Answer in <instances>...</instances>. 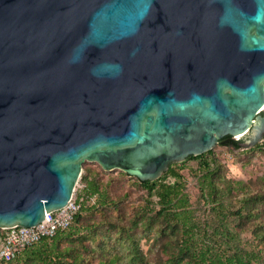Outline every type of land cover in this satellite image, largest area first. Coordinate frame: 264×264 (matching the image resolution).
Segmentation results:
<instances>
[{
  "label": "water",
  "instance_id": "obj_1",
  "mask_svg": "<svg viewBox=\"0 0 264 264\" xmlns=\"http://www.w3.org/2000/svg\"><path fill=\"white\" fill-rule=\"evenodd\" d=\"M226 136L264 140V0H0V230Z\"/></svg>",
  "mask_w": 264,
  "mask_h": 264
},
{
  "label": "rangeland",
  "instance_id": "obj_2",
  "mask_svg": "<svg viewBox=\"0 0 264 264\" xmlns=\"http://www.w3.org/2000/svg\"><path fill=\"white\" fill-rule=\"evenodd\" d=\"M263 142L239 151L218 145L213 149L219 166L215 177L218 195L231 197L233 207H239V200L245 196L264 197V151L258 148ZM178 164L192 208L203 220L212 218V206L198 183L199 161ZM87 173L104 189V197L100 198L104 202L82 215L80 232L64 239L60 247H72V256L81 254L89 264L115 256L118 264H167L170 243L179 241L180 227L166 221L156 205L157 198L149 197L137 177L120 169L106 171L98 163L88 161L75 189L78 193L85 192L81 179ZM166 182L175 181L168 178ZM253 209L251 214L232 217L229 227L240 238L238 254H256L257 260L249 264H264V244L259 242L264 232V203L255 201ZM24 257L22 253L7 264H24Z\"/></svg>",
  "mask_w": 264,
  "mask_h": 264
},
{
  "label": "trees",
  "instance_id": "obj_3",
  "mask_svg": "<svg viewBox=\"0 0 264 264\" xmlns=\"http://www.w3.org/2000/svg\"><path fill=\"white\" fill-rule=\"evenodd\" d=\"M242 144V139L226 136L219 141L218 146L239 150L243 149ZM258 148L264 151V142ZM189 160L199 161L198 183L205 199L212 206V218L210 219L203 220L192 208L185 191L184 177L178 169L179 164L172 165L165 175L154 182L138 179L149 197L157 198L156 205L159 211L164 213L166 221L180 227L179 241L170 243V256L167 264H249L257 260V255L253 253L238 254V245L241 241L239 236L231 230L229 223L232 217H240L243 213L251 214L255 201L264 203V197L245 196L239 200V207H233L229 199L231 197L218 195L215 177L219 166L214 151L211 150L196 157L192 156L186 161ZM168 178L174 179L175 182L167 183ZM81 181L86 185L85 192L79 193V197H83L84 201L72 225L67 230L59 232L54 238H45L23 251L26 257L23 260L24 264H89L81 254L72 256V247H60L64 239L71 238L80 232L82 215L104 202L100 199L104 197V189L98 180L91 179L87 173L83 175ZM74 224H76L75 227H73ZM2 235L3 231L0 230V236ZM262 235L259 242L264 244V232ZM118 263L117 256L111 259H101L98 262V264Z\"/></svg>",
  "mask_w": 264,
  "mask_h": 264
},
{
  "label": "built area",
  "instance_id": "obj_4",
  "mask_svg": "<svg viewBox=\"0 0 264 264\" xmlns=\"http://www.w3.org/2000/svg\"><path fill=\"white\" fill-rule=\"evenodd\" d=\"M84 198L79 197L75 190L70 202L59 210L46 213L45 218L38 225L23 227L15 225L1 229L0 236V264L17 259L23 251L40 243L45 238H54L59 232L67 230L76 215L81 211Z\"/></svg>",
  "mask_w": 264,
  "mask_h": 264
}]
</instances>
